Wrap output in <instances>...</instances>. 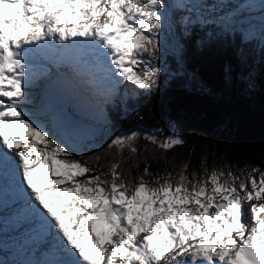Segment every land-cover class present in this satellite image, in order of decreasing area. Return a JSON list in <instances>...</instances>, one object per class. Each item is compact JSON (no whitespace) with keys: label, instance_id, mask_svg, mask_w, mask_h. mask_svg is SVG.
<instances>
[{"label":"snow or ice","instance_id":"snow-or-ice-1","mask_svg":"<svg viewBox=\"0 0 264 264\" xmlns=\"http://www.w3.org/2000/svg\"><path fill=\"white\" fill-rule=\"evenodd\" d=\"M166 7L165 0H0V179L9 180L33 230L46 238L52 257L46 264H264L259 167L245 165L237 175L227 165L210 169L204 158L199 173L189 174L187 162L175 173H153L145 164L130 177L115 156L123 159L125 150L135 156L140 133L116 135L84 155L22 107L31 102L28 87L48 73L25 57L48 59L57 40L60 62L90 63L113 87L126 81L155 91ZM177 7L196 11L188 2ZM179 23L253 35L238 13L206 19L197 11ZM225 75L231 79V66ZM240 78L250 84L245 74ZM143 139L165 151L184 143L178 135ZM107 155L113 159L105 167Z\"/></svg>","mask_w":264,"mask_h":264},{"label":"trees","instance_id":"trees-1","mask_svg":"<svg viewBox=\"0 0 264 264\" xmlns=\"http://www.w3.org/2000/svg\"><path fill=\"white\" fill-rule=\"evenodd\" d=\"M165 4L172 8V18L178 24L186 13L177 5ZM174 29L178 51L177 59L166 54L168 80L163 75L155 91L139 94L133 88L126 89L117 99L101 104L103 123L77 119V126H90L79 144L83 154L99 152L114 136L135 131L141 134L135 142L136 155L129 156L125 150L123 159L115 156L120 169L130 177L142 173L145 164L153 173H175L187 162L189 174L199 173L204 158L210 169L227 165L237 175L245 165L264 171V42L244 40L235 32L223 33L214 25ZM228 66L232 68L231 79L225 75ZM241 73L250 84L241 82ZM144 134L161 138L178 135L184 143L165 151L146 142ZM112 159L107 155L100 163L107 167ZM135 164L139 167H132ZM89 167L97 165L90 163ZM2 262L15 264L10 258Z\"/></svg>","mask_w":264,"mask_h":264},{"label":"rangeland","instance_id":"rangeland-1","mask_svg":"<svg viewBox=\"0 0 264 264\" xmlns=\"http://www.w3.org/2000/svg\"><path fill=\"white\" fill-rule=\"evenodd\" d=\"M188 2L190 5L194 6L196 11L189 12L188 9L186 13L195 18L197 11L199 14L206 13V18L214 19L219 16H224L229 13H237L240 11L239 2L235 3L233 0H172V3L169 4H179ZM165 11V24L160 33V59L158 61L159 65L163 69L161 76H165L164 80L169 79V74L166 72L164 62L166 54H172L174 58L177 59L178 47L175 45V39H177V32L174 28H180V23L175 22L171 16V10L169 7H166ZM250 15V16H249ZM209 16V17H208ZM248 20L253 25L251 31L253 35H244L242 38L244 40L257 39L260 40V34L262 28L264 30V17L259 18L258 14L251 13L248 14ZM249 23V24H250ZM257 27V28H256ZM245 28L248 29V24L245 25ZM76 39V38H74ZM176 49V51H175ZM174 51V52H173ZM59 58V57H58ZM60 59V58H59ZM168 62V61H167ZM65 66L69 68V72H60L59 67L54 62L44 63L38 62L37 65H41L48 69L47 75L41 76L46 77L47 79L53 77H63L65 79L71 80L75 85V90L79 94L78 98V107L75 104L73 109V115L70 118L57 119L48 117L45 111L40 112L36 108V95L38 92V86L41 80V77L35 79L34 82L30 85L29 96L30 103L22 105L24 110L28 113H36L40 122L48 127L50 130L58 133L62 138L68 139L71 138L70 142H73L77 145L81 143L88 133L90 126H77V119L83 120L89 124H99L104 122V114L102 113V105L104 103H110L112 99H117L122 95V91L125 89L133 88L135 93L142 94L141 92H148L146 90H139L130 82H121L114 85V80L110 77L107 80L101 82V77L97 79L92 78L93 73L88 69V63L80 62L77 67L73 68L70 66L71 61L65 60ZM88 69V71H87ZM138 72L142 75V70L137 69ZM36 89L34 90V88ZM37 92V93H36ZM74 96V90L72 91ZM110 95H113L111 98ZM46 115V116H45ZM37 118V117H34ZM82 118V119H80ZM77 126V127H74ZM70 130V131H69ZM6 179H0V249L3 250V256L0 257V264L5 258L12 259L15 264H46L45 261H38V258H32L33 245L27 244L28 237H22L23 233H19L17 238V228L19 224H14V222L9 218L11 215L13 219L18 218L19 209H14L10 206L11 201L8 198L7 184ZM6 194V195H4ZM10 206V207H8ZM23 206V204L21 205ZM250 207L249 205H246ZM28 229H32L33 222L31 218L27 221ZM22 228V227H21ZM24 232V230H20ZM43 249L48 251V247L43 244ZM49 253V251H48ZM47 254V252L45 253ZM21 259V260H19Z\"/></svg>","mask_w":264,"mask_h":264},{"label":"bare ground","instance_id":"bare-ground-1","mask_svg":"<svg viewBox=\"0 0 264 264\" xmlns=\"http://www.w3.org/2000/svg\"><path fill=\"white\" fill-rule=\"evenodd\" d=\"M233 1L235 3H238V0H233ZM48 47L50 49H52V51H49L48 59H37V60L39 62H44V63H48V64H49V62H51V63L54 62L59 67L60 72L64 71L65 73H68L69 68L65 66L66 64L64 62H60V59L58 58L59 57L58 51H55L56 49H59L60 42L57 40L54 44H50ZM71 62L75 63V61H71ZM40 66H41L40 64L35 66L37 68V71H39ZM98 77L102 78L100 80L101 82L110 78V77L106 78L104 73H102L98 70H95L93 78L97 79ZM42 79H45V77H41V80ZM68 83H69V91L71 93V98L73 100L74 96L72 94V91L74 90L73 87L75 84L71 80H68ZM30 88L31 87L29 86L28 90ZM35 89H36V87L34 88V90ZM36 104L39 105L43 109V111H45L47 113L48 117L57 118V119L67 118L65 115L57 112L55 104L52 106L48 105L47 103H40V102H36ZM72 113H73V110H72ZM72 113L69 117L72 116ZM5 179L7 180L6 186H7V191H8V198L10 199L11 202H14L11 206L14 207V209H17V210L19 209L18 218L13 219V217L11 215H9L10 216L9 218L14 222V224H16V225L19 224V227L16 229L17 230V233H16L17 238L19 237V233H23V235H21L22 237H24V236L29 237L30 236L33 239V241L37 244L36 248L33 249L32 254H30V255H32V258L33 259L38 258L37 260L38 261L40 260L41 262L45 261V259H46V262L49 261L50 259H52V257L48 253L49 250L46 251L43 249V244H45V246L48 247L47 242H46V238L41 233L33 230V224H32V229L31 230L28 229L27 221L29 220L30 217L24 211L25 202L16 193V191L14 190V188H13L12 184L9 182V180L7 178H5ZM9 187L12 188L13 190L10 191ZM22 204H23V206H21ZM21 227L23 229H25V232L20 231V230H22ZM46 252H47V254H45Z\"/></svg>","mask_w":264,"mask_h":264}]
</instances>
